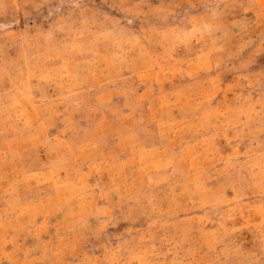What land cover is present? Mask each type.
Instances as JSON below:
<instances>
[{"label":"rangeland","instance_id":"rangeland-1","mask_svg":"<svg viewBox=\"0 0 264 264\" xmlns=\"http://www.w3.org/2000/svg\"><path fill=\"white\" fill-rule=\"evenodd\" d=\"M0 264H264V0H0Z\"/></svg>","mask_w":264,"mask_h":264}]
</instances>
